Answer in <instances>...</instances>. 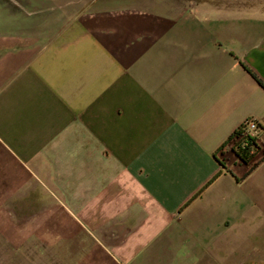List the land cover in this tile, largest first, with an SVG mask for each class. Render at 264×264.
Here are the masks:
<instances>
[{"label":"crops","instance_id":"crops-1","mask_svg":"<svg viewBox=\"0 0 264 264\" xmlns=\"http://www.w3.org/2000/svg\"><path fill=\"white\" fill-rule=\"evenodd\" d=\"M250 72L264 0H0V258L264 264Z\"/></svg>","mask_w":264,"mask_h":264},{"label":"built area","instance_id":"built-area-1","mask_svg":"<svg viewBox=\"0 0 264 264\" xmlns=\"http://www.w3.org/2000/svg\"><path fill=\"white\" fill-rule=\"evenodd\" d=\"M264 136V121L249 118L241 125L240 134H236L228 143L229 147H238L239 151L246 150L255 156L259 150V139Z\"/></svg>","mask_w":264,"mask_h":264},{"label":"trees","instance_id":"trees-1","mask_svg":"<svg viewBox=\"0 0 264 264\" xmlns=\"http://www.w3.org/2000/svg\"><path fill=\"white\" fill-rule=\"evenodd\" d=\"M252 74V72H250ZM253 77L258 80V82L264 87V84L254 75L252 74ZM240 131H241V126L235 131V133L230 137L228 143L230 142V140L233 138L234 135L236 134H240ZM238 156L245 162H250V160L254 157L253 155L249 154L248 151L246 150H243V151H239L238 152Z\"/></svg>","mask_w":264,"mask_h":264},{"label":"rangeland","instance_id":"rangeland-1","mask_svg":"<svg viewBox=\"0 0 264 264\" xmlns=\"http://www.w3.org/2000/svg\"><path fill=\"white\" fill-rule=\"evenodd\" d=\"M1 228V227H0ZM3 233V234H5L6 236H10V232L9 231H5V230H3V231H1V229H0V233ZM4 237H2L1 238V243H5V244H9V243H6V242H4ZM2 240H3V242H2ZM3 255H5L4 253H0V256H3ZM9 255V254H8ZM0 264H12V260L10 259V261H9V258L7 257V261L5 260V259H1L0 258Z\"/></svg>","mask_w":264,"mask_h":264},{"label":"flooded vegetation","instance_id":"flooded-vegetation-1","mask_svg":"<svg viewBox=\"0 0 264 264\" xmlns=\"http://www.w3.org/2000/svg\"><path fill=\"white\" fill-rule=\"evenodd\" d=\"M235 153H237L238 154V152H239V149H238V147H232L231 148Z\"/></svg>","mask_w":264,"mask_h":264}]
</instances>
